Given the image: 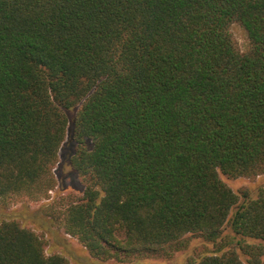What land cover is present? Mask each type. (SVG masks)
Listing matches in <instances>:
<instances>
[{
	"label": "trees",
	"instance_id": "16d2710c",
	"mask_svg": "<svg viewBox=\"0 0 264 264\" xmlns=\"http://www.w3.org/2000/svg\"><path fill=\"white\" fill-rule=\"evenodd\" d=\"M68 138L83 193L56 206ZM220 174L264 175V0H0V202L49 201L99 262L170 259L196 234L228 250L188 264H264V188ZM0 264L70 263L6 220Z\"/></svg>",
	"mask_w": 264,
	"mask_h": 264
},
{
	"label": "rangeland",
	"instance_id": "374dc122",
	"mask_svg": "<svg viewBox=\"0 0 264 264\" xmlns=\"http://www.w3.org/2000/svg\"><path fill=\"white\" fill-rule=\"evenodd\" d=\"M230 33L241 53L249 49V41L245 30L238 24H232ZM75 145L68 138L59 152L58 163L53 170L56 180V187L50 193V201L54 199L56 206H62L67 202L76 200L82 196L83 184L77 173L68 164V159ZM220 178L235 193L241 194L246 191L248 197L257 195L260 188H264V175L255 180L229 179L220 174ZM11 199L6 203L0 202V222L6 220H16L23 227L37 233L45 243L47 256L58 254L66 258L70 264H121L116 261L99 262L92 259L87 251L76 241V239L66 235L62 230L52 225L43 213V208L49 201L33 202L26 199ZM242 200V199H241ZM228 227H224L223 235H230ZM188 247L175 253L170 259H143L134 260L123 264H188L197 262L205 255L213 253L221 254L228 248L220 247L219 244H211L203 240L199 235H187ZM249 243L260 244L258 241L248 240ZM238 255L243 263L247 259L239 251Z\"/></svg>",
	"mask_w": 264,
	"mask_h": 264
}]
</instances>
